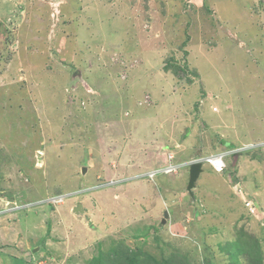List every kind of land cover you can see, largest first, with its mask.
<instances>
[{
  "label": "rangeland",
  "instance_id": "374dc122",
  "mask_svg": "<svg viewBox=\"0 0 264 264\" xmlns=\"http://www.w3.org/2000/svg\"><path fill=\"white\" fill-rule=\"evenodd\" d=\"M231 126L244 142L264 135V0H0V262L264 264V204L221 189V203L191 199L189 168L166 187L181 201L160 223L170 156L216 152ZM253 156L240 168L264 179V149ZM152 171L157 193L143 184L119 201L151 206L113 200V183ZM82 201L104 219L71 227ZM84 228L94 237L75 245Z\"/></svg>",
  "mask_w": 264,
  "mask_h": 264
},
{
  "label": "crops",
  "instance_id": "0c3cea01",
  "mask_svg": "<svg viewBox=\"0 0 264 264\" xmlns=\"http://www.w3.org/2000/svg\"><path fill=\"white\" fill-rule=\"evenodd\" d=\"M213 106H215V107H213ZM209 107L211 108L212 111H215L217 109L216 108L217 107L216 104L215 105H209ZM201 115H203V112H201ZM203 122H205V125H206V123H208L205 120ZM227 124H228L227 117L223 114L221 116V120L218 123L215 124L214 130L216 128H224ZM222 131H223V129H222ZM222 131H221V133H222ZM229 131H230L229 134H224V135H222L221 133H218L217 132L221 137H223V139L219 141V147L221 146V149L220 150L224 149V146L222 144H227L226 146L227 147L229 146V148L230 147L231 148H235V147H239V146L248 145L249 143H252L253 141L254 142H257L258 141V143H260V144L258 146H256L254 148V150H250V151L246 150L244 152L241 151V152H238V153L233 154V155L230 154L229 156H227L225 158L226 164L228 166L227 168L228 169L230 168L231 173H233V174L228 173L230 171H227V170L224 171L223 173H217L214 170H212V168L209 166L211 172L215 175L216 182L219 183L217 186L214 185L215 187H213V189H210L209 190L207 188H204V187H207V182L210 180L209 177L211 176V174L206 173V177L204 179L200 180V182L197 181L198 178H199V176H200V174L203 171V165H202V171L199 174V176H198V178H197V180L195 182V187L193 189V195L190 196V198L191 199H193V198L195 199L196 197L199 196L204 201L206 200L207 203H210L211 202V203H217L218 204L220 202V200H221V195H220L219 192H217V190L218 189H221L222 190L221 191L222 194L225 193V196H227L229 199L232 198V196H234L240 202L244 200L246 194H250V196L252 195L254 197V199H253L254 203H256V204H258V205H260L262 207V205L264 204V196L262 195L263 193H258L257 194V192L263 189V188L261 189V186H262L261 184H264L263 176H260L259 178H256L254 176H251L250 177V175H248V171L247 170L244 171L243 169L240 168V163L244 162L247 156H253L255 151H259V150L264 149V135L263 136H252L250 141L244 142V141H242L243 138H244V136H242L241 133H239L238 131H236V128H234V127L231 126L229 128ZM190 132H191V130H190ZM206 136H204L205 139H206ZM187 139H189V138H187ZM177 145L179 146V152L182 153V154H180L182 156L185 153V152H182L183 151V148H187V143H184L183 142L182 144H177ZM215 145H216V147H214V148H216L217 151H219L218 150V144L215 143ZM195 150L196 151H194L193 152L194 154H192V155L187 153V154H185L184 157H179V158H182L183 160H180V161L174 160L175 157H174V154H173V156L172 155L170 156V158L168 159V161L182 163V162H185V161H187V160H189L191 158H194V157L195 158H198V157H202V156H204L206 154L211 153V151L208 150V148H206V146L203 147V148H196ZM205 152H207V153H205ZM228 157L229 158L232 157L233 159L236 158V160L238 161V163L235 165V167L232 166L231 159H229V161H227V158ZM253 165H254V163H253ZM184 168H188V167L186 165H179V167L176 169V171H174L173 173L170 172L169 174L167 173L170 178H167L168 181H167L166 184H165V182H163L162 185L159 186V184L157 183L158 186H159V189L158 188H156V189L158 190V196L161 198L162 204H163L160 209H162V207H166L167 205L168 206L170 204L171 205H174L178 201H181V198L180 197H175L174 196V195H177L178 194V190L180 189V186H175L176 188L174 190V195L168 194L167 193L168 188H166V187H169V186L173 185V183H171L170 181H175L176 182V179H178L180 181V176H181V181H182V175H183V172L185 171ZM188 171H189V169H188ZM167 174L164 173V174H161V175H167ZM175 174H176L177 178L175 176H173ZM157 176H159V175H156L155 178ZM155 178L153 177V181H151V180H148L147 175H145L142 178V180H131V179H129V180H127V182L125 184H119L120 181H118L117 184L113 183L114 185L110 186L108 188V191H111V196H112L113 200H115L116 203L119 206L120 205H123L125 207H129V206L131 207V204H132V205H135V206L140 207L139 209L143 210L145 208V205H146V207L147 206H151L150 202L148 200H144V197L143 196L142 197H139L138 199L137 198H134L132 200L127 199L122 204H119V201H120V199L122 198L123 195H125V194L128 195V192L129 193H132V194H138V191L143 186V184H145L144 185V188H143L144 190H146V191H152L153 193H157V191L153 188V186L156 185ZM237 178H238V181H240V182H236ZM112 179H114V178H112ZM249 182H250V184H249ZM85 183H86V181H85ZM238 183L239 184L241 183L240 184L241 187H243L244 190H245L244 193L242 192V194H241L242 196L239 195V194H237L236 189L234 191V188H235L236 185H238ZM199 184H202V185H199ZM197 187H198V189L200 187V192L199 193H196L195 192L197 190ZM160 191H162V193H160ZM95 192L96 191H93L92 193H95ZM164 192H166V193L164 194ZM247 197L248 198H251L249 196H247ZM95 198L96 199L99 198V195L97 193H95ZM229 199H228V201H229ZM64 201L62 202V205H64ZM82 203H81V206H82V208L84 210H83V212L81 214H75L73 212V207L74 206L72 208H70V209L68 208L69 209L68 210V214L69 215L70 214L72 215L71 216L72 222L70 223L71 227L78 228L79 225H81V224L84 225V219H85L86 215L87 216H90V215H92L95 212H98L99 213V217L101 219H104V216L101 215V214L104 213V209L100 210V207H103L102 205H100V203H97V204L95 203V204H93V206L90 205V204L87 205L86 203H84V201H82ZM226 204H227V202H226ZM125 207H123V208H125ZM91 208L93 210H91ZM158 211L160 213V210H158ZM167 212H168L167 214L170 217L171 214H170V210L168 208H167ZM108 219H109V217H108ZM110 219L111 220L114 219L113 215L111 216ZM103 221H105V220L99 221V224L101 222H103ZM135 221L140 222L141 220L140 219H138V220L133 219V222H135ZM160 223L162 224L161 220H160ZM84 229L85 230L83 232H84V234H86L85 235V238L83 240H80L81 239V236L75 238L76 239L74 241V244L75 245H79L81 243V241L87 243V241H90L94 237V233L92 231H90L89 229H86V228H84ZM57 230H58V232H57L58 234L57 235H59L60 233H63L64 232L61 229V227H58ZM98 234H100V233H98ZM9 251L10 252L14 251L13 250V245L9 248ZM8 259L11 261V258L10 257H8ZM0 264H5V262H2V263L0 262Z\"/></svg>",
  "mask_w": 264,
  "mask_h": 264
},
{
  "label": "clouds",
  "instance_id": "9594fccd",
  "mask_svg": "<svg viewBox=\"0 0 264 264\" xmlns=\"http://www.w3.org/2000/svg\"><path fill=\"white\" fill-rule=\"evenodd\" d=\"M260 143H258V142H252V143H249L248 145H244V146H239V147H235V148H229V146L228 147H225L224 149H222V150H219V151H216V152H211V153H209V154H206V155H204V156H202V157H198V158H191V159H189V160H187V161H185V162H182V163H177V162H170L169 161V166H173V169L172 170H169V171H166V172H173L174 170H176L178 167H179V165H186L188 168L190 167V165L192 164V163H195V162H199V163H201V171H202V165L205 163V164H207L208 166H210L211 168H212V170H214L215 172H217V173H223L224 171H226V169H227V164H226V161H225V158L227 157V156H229L230 154H236V153H238V152H241V151H246V150H248V151H250V150H254V148L256 147V146H258ZM218 155H221L222 157H221V160H222V162L224 163V165H223V168L221 169V170H216V168H215V166H214V164H212V163H208V162H206V161H204V158L206 157V156H214L213 158H219L218 157ZM168 167V166H167ZM153 172V171H152ZM158 173H163L164 174V171H159ZM201 173V172H200ZM199 173V174H200ZM155 173H153V175H154ZM145 175H147V173L145 174ZM153 175H152V177H153ZM188 178H189V171H188ZM197 180V179H196ZM196 182V181H195ZM187 184H188V181H187ZM187 184H186V191L190 194V192L187 190ZM194 187H195V185H194ZM194 187H192L191 188V191H192V195H193V189H194ZM192 195H189V196H192ZM54 198V200H56V202L57 201H62L63 199H65V196L64 195H62V194H59L58 196H55V197H53ZM58 198H61V200H58ZM52 200V199H51ZM252 202V201H251ZM250 202V205H249V208L251 209V211H253V206H254V204L253 203H251ZM78 204H80V207H81V210L82 211H79L78 213H76L75 211H74V208L76 207V205L74 206V208H73V212L75 213V214H81L82 212H83V208H82V206H81V203H78ZM247 206V205H246ZM164 212H167V210H165ZM164 212H163V214H164ZM168 213V212H167ZM163 218V217H162ZM168 218V214H167V217H166V219ZM166 219H165V221H166ZM163 224V223H162Z\"/></svg>",
  "mask_w": 264,
  "mask_h": 264
},
{
  "label": "water",
  "instance_id": "95a60500",
  "mask_svg": "<svg viewBox=\"0 0 264 264\" xmlns=\"http://www.w3.org/2000/svg\"><path fill=\"white\" fill-rule=\"evenodd\" d=\"M82 172H85V167H82ZM201 172V163L195 162L192 163L189 167V178H188V184H187V190L190 192V195H192L191 188L194 187L195 181L199 176V173ZM74 211L78 213L81 210L80 204H77L76 207L74 208ZM167 217V212H164L163 218H162V223L165 222V219Z\"/></svg>",
  "mask_w": 264,
  "mask_h": 264
},
{
  "label": "built area",
  "instance_id": "2783aa9c",
  "mask_svg": "<svg viewBox=\"0 0 264 264\" xmlns=\"http://www.w3.org/2000/svg\"><path fill=\"white\" fill-rule=\"evenodd\" d=\"M214 156H206L204 158V161L208 162V163H212L214 164L216 170H221L223 168L224 163L221 160V155H218L219 158H213ZM173 166H168V168L165 169V171H169L172 170ZM154 172L151 173V175H153ZM248 205V204H247Z\"/></svg>",
  "mask_w": 264,
  "mask_h": 264
},
{
  "label": "bare ground",
  "instance_id": "6f19581e",
  "mask_svg": "<svg viewBox=\"0 0 264 264\" xmlns=\"http://www.w3.org/2000/svg\"><path fill=\"white\" fill-rule=\"evenodd\" d=\"M58 200H60V198H58Z\"/></svg>",
  "mask_w": 264,
  "mask_h": 264
}]
</instances>
